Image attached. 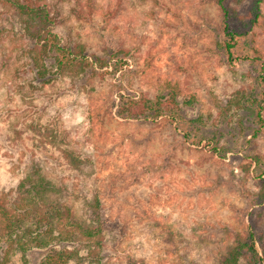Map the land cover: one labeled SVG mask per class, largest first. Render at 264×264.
Instances as JSON below:
<instances>
[{
	"label": "rangeland",
	"instance_id": "1",
	"mask_svg": "<svg viewBox=\"0 0 264 264\" xmlns=\"http://www.w3.org/2000/svg\"><path fill=\"white\" fill-rule=\"evenodd\" d=\"M49 1L60 39L85 44L111 67L104 77L73 79L50 60L43 78L17 27L0 33V192L14 190L26 163L41 158L75 194L98 192L120 225L117 245L101 251L102 264H215L231 239L225 229L245 234L264 178V110L262 124L247 107L264 96V26L240 46L259 58L230 65L215 0H82L81 18L74 2ZM0 25L11 28L1 14ZM117 58L122 69L113 67ZM166 82L180 90L190 139L166 119L117 115L126 90L167 95ZM242 95L248 102L238 106ZM65 149L81 167L65 160ZM44 255L36 251L32 263Z\"/></svg>",
	"mask_w": 264,
	"mask_h": 264
},
{
	"label": "trees",
	"instance_id": "2",
	"mask_svg": "<svg viewBox=\"0 0 264 264\" xmlns=\"http://www.w3.org/2000/svg\"><path fill=\"white\" fill-rule=\"evenodd\" d=\"M68 1L75 3L74 11L81 18L85 13L82 0ZM215 1L222 13L221 47L228 63L236 65L240 61L257 60L256 50L253 56L240 50V46L250 43L255 28L264 26V0H249L248 6L244 5L247 0ZM0 9L2 17L11 23V28L0 25V33L7 36L17 27L15 34L19 33L26 41L24 51L31 68L40 77H45L50 60L54 61L59 75L73 79L83 78L88 73L104 77L101 71L111 67L104 58L87 54L85 44H65L60 39L55 32L57 9L49 0H0ZM233 24L240 25L235 28ZM5 36H0V43ZM114 60L113 67L122 69V58ZM259 77L264 83L263 72ZM165 87L169 93L155 97L126 90V94L120 95L117 115L146 123L166 119L190 139L192 121L181 113L180 90L171 82H166ZM245 99L244 95L238 96L235 103L241 106L248 102ZM263 102L264 96L259 106L253 101L247 106L253 108L262 124ZM213 150L218 152V147L214 146ZM64 158L75 168L83 164L70 150H64ZM44 163L41 158L30 159L17 187L0 192V264H33L31 255L36 251H45L38 264H102L101 251L117 245L120 225L108 216L98 192L75 194L64 176ZM261 179L245 234L225 229L231 239L215 258V264H264V178L261 176ZM16 257L18 261L14 262Z\"/></svg>",
	"mask_w": 264,
	"mask_h": 264
},
{
	"label": "clouds",
	"instance_id": "3",
	"mask_svg": "<svg viewBox=\"0 0 264 264\" xmlns=\"http://www.w3.org/2000/svg\"><path fill=\"white\" fill-rule=\"evenodd\" d=\"M68 118H69L68 115H65V119L67 120ZM82 120H83V117L77 115L76 120H75L74 122H75V123H79V122H81Z\"/></svg>",
	"mask_w": 264,
	"mask_h": 264
}]
</instances>
